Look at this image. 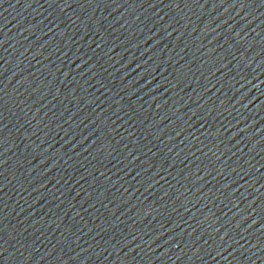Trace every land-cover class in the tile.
I'll use <instances>...</instances> for the list:
<instances>
[{
	"label": "water",
	"instance_id": "obj_1",
	"mask_svg": "<svg viewBox=\"0 0 264 264\" xmlns=\"http://www.w3.org/2000/svg\"><path fill=\"white\" fill-rule=\"evenodd\" d=\"M0 264H264V0H0Z\"/></svg>",
	"mask_w": 264,
	"mask_h": 264
}]
</instances>
